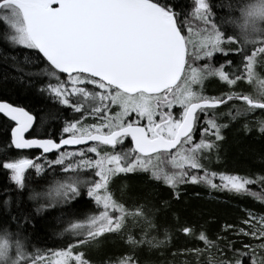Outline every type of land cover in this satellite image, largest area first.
Instances as JSON below:
<instances>
[{
    "label": "snow or ice",
    "instance_id": "6c2138e0",
    "mask_svg": "<svg viewBox=\"0 0 264 264\" xmlns=\"http://www.w3.org/2000/svg\"><path fill=\"white\" fill-rule=\"evenodd\" d=\"M217 7L227 15L217 17L211 0H192L189 12L177 11L174 0H0V55L20 74L11 78L29 87L39 78L37 91L59 106L37 116L0 100V117L10 127L0 170L15 185L17 209L26 189L36 215L68 209L55 217L66 225L55 233L66 246L40 248L25 234L35 227L34 216L13 214L5 189L0 264H94L88 251L111 236L131 251L102 264H140L136 252L145 247L165 257L159 264H264V171L213 167L222 162L223 131L233 122L245 121V132L264 138V0ZM211 79L224 90L209 95ZM62 111L71 115L63 117L58 138L26 137L37 122L44 128L60 121ZM257 112L261 117L248 119ZM12 149L39 155L11 157ZM137 173L166 186L176 200L182 186L197 185L250 197L260 209L242 208L244 215L223 223L214 237L205 225L178 228L195 245L171 251L169 261L173 233L165 227L161 238L156 217L171 202L129 197L127 183L119 197L113 189ZM32 175L53 178L37 191L29 186ZM85 197L92 208L81 213L74 205Z\"/></svg>",
    "mask_w": 264,
    "mask_h": 264
},
{
    "label": "trees",
    "instance_id": "16d2710c",
    "mask_svg": "<svg viewBox=\"0 0 264 264\" xmlns=\"http://www.w3.org/2000/svg\"><path fill=\"white\" fill-rule=\"evenodd\" d=\"M174 2L177 11L189 12L191 10L192 0H174ZM211 3L216 16L220 17L227 15L228 10L226 7L217 6H226L229 3H235V0H211ZM183 18L182 16V19ZM5 53L15 54L10 53V50L7 48H5ZM22 59L23 57H21V60ZM220 62V54H216L215 66H218ZM12 63L11 59L7 61L8 65ZM21 67L25 66L21 64ZM25 71H39V68L25 67ZM17 75L20 74L15 72L11 67L5 66L3 55H0V100L22 106L37 116L43 115L45 112H55L59 110L58 105H54L45 95L37 91L40 87L39 78H34L33 85L29 87L27 83L20 84L11 78ZM5 77H7V79H5ZM207 88L209 95H216L218 91L224 90L223 86L215 79L209 80ZM246 90L251 91V88H246ZM70 115L71 113L69 111H62L60 121L51 122L44 128H41L39 122H37L26 137L31 138L32 136H38L39 138H48L51 136L52 138H58L62 128L63 117ZM259 117H261V114L257 112L248 119L254 121ZM244 123L245 121L243 120L233 122L228 128L224 129L223 135L225 139L220 149L222 162L219 165H213L216 170H226L228 172L240 174L264 171V138L260 137L259 133L255 130L252 132H245L242 128ZM6 124V119L0 117V151H2L4 145L10 142V127L5 130ZM198 138L199 134L197 133V139ZM21 155L35 157L39 155V150H11V157H18ZM49 158H54V156H49ZM52 178V176H47L45 179L41 180L32 175L30 177L29 186L39 191L45 188L47 182ZM123 183H127L128 185L127 194L129 197H146L150 203L157 206L160 201L163 200H169L171 202L169 210H161L156 217V223L160 226L161 238L165 227L169 228L173 233L171 249L166 255L169 261L172 260L171 251H176L185 246L192 247L195 245V241H189L188 238L177 231L178 228L195 225L197 230H199L201 225H205L208 235L214 237L220 231L223 223L235 222L244 215L241 211L242 208H250L254 211L260 209V205L254 202L250 197H238L227 192H210L205 187L197 185L182 186V195L179 200H176L166 186L152 181L146 174L139 173L128 174L126 177H121L116 181L113 185V189L117 190V197L120 196L118 188ZM5 189L11 190V209L13 214L23 211L25 213L30 212L34 216L33 223L35 227L32 228L29 226L25 233L30 236L32 244L44 249H58L66 246L62 243L64 237L55 235V233L59 232L66 225L57 223L55 217L59 216L61 211H68V209L57 207L56 209H49L40 215H36L34 209L37 205L27 199L29 194L27 189L23 192L20 209H17L15 202V185L10 183L9 173L0 170V210H2V200L7 198L2 195ZM254 190L258 189L254 188ZM86 199L85 197L79 204H75L74 208L81 213L90 211L92 205L86 204ZM128 202L131 204V200ZM212 220H214V222L206 224V222ZM135 234L138 237L140 234L139 230H136ZM153 235H156V233H153ZM237 247H240V245L238 244ZM130 251L131 250L124 241L118 236H111L107 238L103 247L89 250L88 255L93 260L94 264H102V261L108 257L115 259ZM136 255L140 260V264H153V262L159 264V260L165 258L161 257L160 252L149 254L146 247L138 250ZM186 258L187 257L179 256L177 259L183 261Z\"/></svg>",
    "mask_w": 264,
    "mask_h": 264
},
{
    "label": "flooded vegetation",
    "instance_id": "af4514ba",
    "mask_svg": "<svg viewBox=\"0 0 264 264\" xmlns=\"http://www.w3.org/2000/svg\"><path fill=\"white\" fill-rule=\"evenodd\" d=\"M126 146H130V138H129V143L125 144ZM52 156V155H49Z\"/></svg>",
    "mask_w": 264,
    "mask_h": 264
},
{
    "label": "water",
    "instance_id": "95a60500",
    "mask_svg": "<svg viewBox=\"0 0 264 264\" xmlns=\"http://www.w3.org/2000/svg\"><path fill=\"white\" fill-rule=\"evenodd\" d=\"M31 130V129H30ZM28 133H26V135H27ZM33 150H35V149H33Z\"/></svg>",
    "mask_w": 264,
    "mask_h": 264
},
{
    "label": "rangeland",
    "instance_id": "374dc122",
    "mask_svg": "<svg viewBox=\"0 0 264 264\" xmlns=\"http://www.w3.org/2000/svg\"><path fill=\"white\" fill-rule=\"evenodd\" d=\"M69 112H70V111H69ZM125 147H128V146L125 145Z\"/></svg>",
    "mask_w": 264,
    "mask_h": 264
}]
</instances>
